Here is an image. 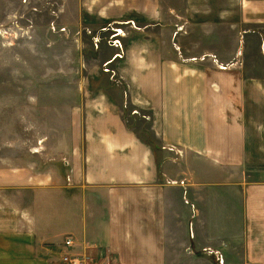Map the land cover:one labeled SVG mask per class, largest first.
<instances>
[{"label":"crops","instance_id":"obj_1","mask_svg":"<svg viewBox=\"0 0 264 264\" xmlns=\"http://www.w3.org/2000/svg\"><path fill=\"white\" fill-rule=\"evenodd\" d=\"M79 6L111 33L55 160L0 163V264H264V0Z\"/></svg>","mask_w":264,"mask_h":264},{"label":"rangeland","instance_id":"obj_2","mask_svg":"<svg viewBox=\"0 0 264 264\" xmlns=\"http://www.w3.org/2000/svg\"><path fill=\"white\" fill-rule=\"evenodd\" d=\"M79 10V0H1L2 165H27L34 160L45 169L59 155L57 148L63 141L56 138L69 132L70 107L80 101V88L88 75V83L94 75L97 59L111 33L102 34L100 43L96 41L99 28L107 22L99 26V22L94 23L95 13ZM98 70L104 74L103 83L111 84L108 65L103 64ZM126 114L128 117V110ZM139 129L144 130L141 126ZM231 196V226L235 232L241 228V193L233 190ZM220 206L217 204L215 208ZM210 226V232L206 228L200 233L206 241L215 223L210 222ZM206 252L209 254H199L197 260L213 259L215 264H224L219 253L212 249ZM195 256L192 252L174 254L173 260L184 258L183 264H192Z\"/></svg>","mask_w":264,"mask_h":264},{"label":"built area","instance_id":"obj_3","mask_svg":"<svg viewBox=\"0 0 264 264\" xmlns=\"http://www.w3.org/2000/svg\"><path fill=\"white\" fill-rule=\"evenodd\" d=\"M64 247L66 251L62 254L63 264H96L87 255H78L72 251L74 247L73 237H67L65 240Z\"/></svg>","mask_w":264,"mask_h":264},{"label":"water","instance_id":"obj_4","mask_svg":"<svg viewBox=\"0 0 264 264\" xmlns=\"http://www.w3.org/2000/svg\"><path fill=\"white\" fill-rule=\"evenodd\" d=\"M103 31H105V30H103Z\"/></svg>","mask_w":264,"mask_h":264}]
</instances>
